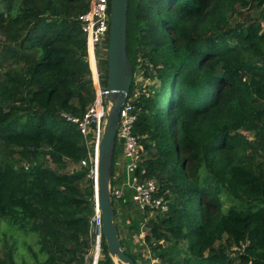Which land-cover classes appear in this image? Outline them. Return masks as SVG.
<instances>
[{
  "label": "trees",
  "instance_id": "obj_1",
  "mask_svg": "<svg viewBox=\"0 0 264 264\" xmlns=\"http://www.w3.org/2000/svg\"><path fill=\"white\" fill-rule=\"evenodd\" d=\"M91 1L0 0V63L24 66L0 74V218L38 235L43 264H83L95 236L85 139L62 116L96 100L78 21ZM128 55L143 166L169 202L147 226L156 264H264V167L243 136L264 138V0H129ZM140 70L159 84L148 94L135 93ZM101 247L99 264H115L103 234Z\"/></svg>",
  "mask_w": 264,
  "mask_h": 264
},
{
  "label": "built area",
  "instance_id": "obj_2",
  "mask_svg": "<svg viewBox=\"0 0 264 264\" xmlns=\"http://www.w3.org/2000/svg\"><path fill=\"white\" fill-rule=\"evenodd\" d=\"M111 2L112 0H92L88 11L78 16L82 31L87 37L88 56L90 52L94 55L96 74L92 71V80L96 92V100L82 116L62 114L63 118L75 125L84 137L87 156L81 160L80 168H90V176L95 180L98 150L103 135L104 117L107 108L106 95L108 93L106 87L101 85L97 50H101L102 56L107 58L108 48L106 51V45H108L110 32ZM134 101L135 96L133 98L129 96L120 112L116 142L123 147L124 162L117 161L116 158L113 163L112 198L119 210L126 193H132V200L137 204L144 216L143 222L140 223L138 236L142 239V244L147 247L148 222L154 214L167 213L169 211V202L164 196L158 195L159 185L156 178L149 177L147 168L143 166L145 162L144 148L141 143V137L134 133L138 117ZM113 180L116 182L115 186H113ZM92 222L95 223V236L90 251L91 260L89 264H99L103 258L101 247L103 233L102 215L97 201Z\"/></svg>",
  "mask_w": 264,
  "mask_h": 264
},
{
  "label": "water",
  "instance_id": "obj_3",
  "mask_svg": "<svg viewBox=\"0 0 264 264\" xmlns=\"http://www.w3.org/2000/svg\"><path fill=\"white\" fill-rule=\"evenodd\" d=\"M128 13L129 0H112L107 55V108L98 150L95 190L109 257L115 264H143L125 253L112 198V171L120 112L130 96L134 79L128 55Z\"/></svg>",
  "mask_w": 264,
  "mask_h": 264
},
{
  "label": "rangeland",
  "instance_id": "obj_4",
  "mask_svg": "<svg viewBox=\"0 0 264 264\" xmlns=\"http://www.w3.org/2000/svg\"><path fill=\"white\" fill-rule=\"evenodd\" d=\"M262 9H254L252 11V16H260ZM244 18V17H241ZM5 36L0 34V45L2 46ZM2 53L0 52V55ZM91 54V53H90ZM93 55V54H92ZM94 62V60H93ZM91 65V58H90ZM95 65V62H94ZM24 66L17 64H7L5 61L0 63V74L3 71L10 70V75L14 76L16 72H22ZM2 76H0L1 80ZM5 84L8 86L12 85L10 80H4ZM136 86L135 93L137 95L143 93H150L152 90L159 86L158 82L152 80L151 78L146 77L143 71H139L136 75ZM105 102V101H104ZM243 136H246L253 143V147L247 149L246 155L259 166L264 167V138L259 137L258 139L253 140V136L243 132ZM117 151L121 149L118 142ZM11 157H7V160H11ZM116 185V182L113 180V186ZM128 211L124 213L119 211L118 215V228H120V235L122 240L126 243L125 249L132 251L134 254L138 255V258L142 259L145 264H156L158 260L154 259L152 250L150 246L147 247L142 244V239L138 236L139 233L135 231L133 225H137L139 222H143L144 216L142 211H140L137 204L129 199L127 201ZM229 201H227L226 208L229 206ZM127 214V215H126ZM154 214L151 218H154ZM128 220V221H127ZM139 223V226H140ZM139 229V227H138ZM39 237L36 233L25 232L19 229L17 226L12 225L8 220L0 218V253L1 258H4L7 254H11L14 259L15 264H43L46 261V254L42 252L41 247L38 244ZM94 242V237L90 233L88 236L89 248L84 255L83 264H89L91 260L90 251L92 244ZM156 243L154 242V246ZM167 246V243H164ZM185 248V247H184ZM72 264V263H70Z\"/></svg>",
  "mask_w": 264,
  "mask_h": 264
},
{
  "label": "crops",
  "instance_id": "obj_5",
  "mask_svg": "<svg viewBox=\"0 0 264 264\" xmlns=\"http://www.w3.org/2000/svg\"><path fill=\"white\" fill-rule=\"evenodd\" d=\"M121 147V146H120ZM116 158H117V161H122V162H124V154H123V147H121V149H119L118 150V154H117V156H116ZM132 195V194H131ZM129 199H132V198H129ZM128 201V200H127ZM127 201L126 200H124L123 201V204H126L125 205V207L123 206V204H122V206H121V209H122V212L124 213V211H128V207L130 206V205H128V203H127ZM119 211H121L120 209L118 210V214H117V221H118V215H119ZM127 215V214H126ZM128 221V220H127Z\"/></svg>",
  "mask_w": 264,
  "mask_h": 264
},
{
  "label": "bare ground",
  "instance_id": "obj_6",
  "mask_svg": "<svg viewBox=\"0 0 264 264\" xmlns=\"http://www.w3.org/2000/svg\"><path fill=\"white\" fill-rule=\"evenodd\" d=\"M90 53H91V52H90ZM90 53H89V59L92 58V57H90ZM92 54H93V53H92ZM93 59H94V55H93ZM94 62H95V60H94ZM95 68H96V65H95ZM93 73L96 74V71H94Z\"/></svg>",
  "mask_w": 264,
  "mask_h": 264
}]
</instances>
